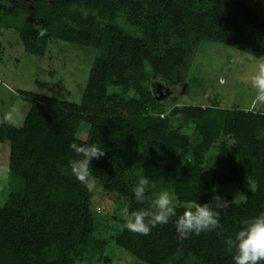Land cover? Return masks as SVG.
Listing matches in <instances>:
<instances>
[{
    "label": "trees",
    "instance_id": "1",
    "mask_svg": "<svg viewBox=\"0 0 264 264\" xmlns=\"http://www.w3.org/2000/svg\"><path fill=\"white\" fill-rule=\"evenodd\" d=\"M99 18L106 24L100 26ZM5 26L17 30L29 53H41L48 36L99 52L79 103L21 91L30 102L21 124L0 123V144L9 145L0 264H74L76 257L102 254L88 188L69 167L72 140L106 147V155L92 161L93 178L127 200L126 219L146 206L137 204L131 191L142 175L167 185L181 205L210 201L219 194L210 183H232L244 200L221 210L220 229L179 240L175 218L148 235L133 233L124 223L114 243L141 264H234L225 237L264 211V113L175 104L172 113L194 124L191 141L172 127L169 116H159L162 104L153 87L175 92L193 48L205 39L264 60V0H0V28ZM128 90L137 96L127 97ZM82 124L88 125L85 138L77 136ZM220 135L235 142L224 148L219 169L207 180L201 172L204 155Z\"/></svg>",
    "mask_w": 264,
    "mask_h": 264
},
{
    "label": "rangeland",
    "instance_id": "2",
    "mask_svg": "<svg viewBox=\"0 0 264 264\" xmlns=\"http://www.w3.org/2000/svg\"><path fill=\"white\" fill-rule=\"evenodd\" d=\"M65 20L70 22V16L66 15ZM98 24L103 26L106 21L99 18ZM192 51H195L194 55L188 57L185 63L184 81L175 86V92L165 90L161 85L153 87L155 101L162 104L158 113L160 117L169 116L172 127L187 134L192 141L196 136L194 124L191 121L185 122L181 113H172L175 104L237 106L264 113V94H259L251 84L258 63L264 60H258L234 45L207 39L201 40ZM98 52L94 46L48 36L43 42L41 53H29L25 51L17 30L1 27L0 117L11 107L15 109L12 124H21L30 107L29 100L20 96L21 91L79 103ZM144 68L148 74L151 73L148 63H144ZM170 95L174 96L173 101ZM126 96L137 94L134 90H128ZM149 111L155 112L151 109ZM87 127V124L80 125L77 132L79 138H85ZM234 142L231 135H220L212 143L202 162L201 172L207 180L219 169V163L224 159V148L233 146ZM191 153L192 149L189 148L182 158L188 159ZM210 159L214 166H204ZM8 161L9 145L4 142L0 144V205L8 194ZM93 180L94 186L88 188L89 208L93 233L103 241V252L89 253L84 259L76 257L74 264H141L114 243L126 220L127 200L115 190L105 188L100 181ZM152 183V195L163 190L171 192L165 184L161 185L155 180ZM210 189L229 202L244 200V194L232 183H210Z\"/></svg>",
    "mask_w": 264,
    "mask_h": 264
},
{
    "label": "clouds",
    "instance_id": "3",
    "mask_svg": "<svg viewBox=\"0 0 264 264\" xmlns=\"http://www.w3.org/2000/svg\"><path fill=\"white\" fill-rule=\"evenodd\" d=\"M252 87L264 94V61L257 65V70L251 78ZM14 108H9L0 117V122L14 123ZM68 147L74 153L69 160V167L75 179L83 186H94L92 161L106 155V147L97 142H69ZM204 166L213 167L214 162ZM153 187L152 179L142 175L132 187V196L137 204L146 205L131 211L125 222V228L141 235L150 234L158 225L168 224L174 220L175 232L179 240L188 239L191 235L216 231L221 228V210L228 207L229 201L219 194L210 201L198 202L191 200L186 204H178L175 194L167 190L149 195ZM178 208L182 211L178 212ZM220 234V233H218ZM226 250L232 254L234 264H264V211L242 221L234 235L224 239Z\"/></svg>",
    "mask_w": 264,
    "mask_h": 264
},
{
    "label": "flooded vegetation",
    "instance_id": "4",
    "mask_svg": "<svg viewBox=\"0 0 264 264\" xmlns=\"http://www.w3.org/2000/svg\"><path fill=\"white\" fill-rule=\"evenodd\" d=\"M4 8H6V6L4 5Z\"/></svg>",
    "mask_w": 264,
    "mask_h": 264
}]
</instances>
